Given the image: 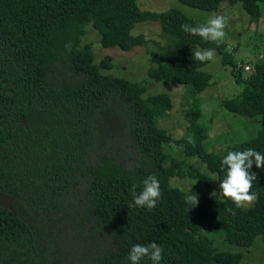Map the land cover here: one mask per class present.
Returning <instances> with one entry per match:
<instances>
[{"label": "trees", "instance_id": "16d2710c", "mask_svg": "<svg viewBox=\"0 0 264 264\" xmlns=\"http://www.w3.org/2000/svg\"><path fill=\"white\" fill-rule=\"evenodd\" d=\"M176 1L205 11L239 2L250 23L260 20L264 3ZM141 22H157L165 40L148 52L152 80L202 92L212 74L203 68L208 61L194 60L192 51L214 49L241 85L221 104L244 116L260 115L256 135L226 151L209 150V127L200 122L197 102L184 112L187 136L171 137L158 126L172 105L168 94L145 95L143 83L105 72L110 61L96 62L91 45L82 44L90 24L103 48L144 46L142 34L130 33ZM184 23L200 25L174 9L141 11L136 0H0V193L15 198L12 210L0 207V264H131L132 246L152 242L163 248L160 264H259L219 250L204 235L221 232L238 246L260 236L264 244V168L253 164L250 170L257 176L250 207L212 196L225 178L221 161L228 151L253 148L264 155V57L245 65L250 70L243 76L222 42L186 33ZM168 144L198 157L210 174L169 157ZM152 174L161 199L152 210L135 206L133 184L139 193ZM172 177L197 181L190 188L197 206L185 203L188 191L169 185ZM139 264L153 262L145 257Z\"/></svg>", "mask_w": 264, "mask_h": 264}, {"label": "rangeland", "instance_id": "374dc122", "mask_svg": "<svg viewBox=\"0 0 264 264\" xmlns=\"http://www.w3.org/2000/svg\"><path fill=\"white\" fill-rule=\"evenodd\" d=\"M136 4L141 11L153 13L174 9L198 24L206 23L213 15L222 14L228 17V26L225 29L226 36L223 38L222 44L231 49L235 62L243 67L241 69L243 76H246L250 70V68L245 69V65L252 66V63L260 59L259 57H264V3L260 4L262 11L260 20L253 23H250L249 16L242 10L239 2L233 6L222 3L219 9L214 11L188 7L176 0H136ZM130 33L133 36L142 34L146 40L144 46L135 47L130 51L103 48L99 33L93 30L90 24L84 28L82 44L91 45L96 62H100L104 58L110 61L111 67L103 69L105 72L143 83L146 89L145 95L156 92L168 94L172 105L167 115L159 119L158 126L164 128L171 137L187 136L189 132L187 122L184 119V112L189 106H193L197 102L203 114L200 122H206L209 127V138L205 141L209 150L226 151L235 143H240L256 135L261 125L260 115L244 116L227 110L221 104L223 99L236 96L241 90V85L236 84L231 66L223 65L222 56L219 52L215 51L214 60L208 61L203 67L212 74L210 85L202 92L193 93L184 85L167 81H154L147 75V68L150 65L148 52L156 50L158 45L165 42L157 22L137 23ZM197 48L199 47H196L195 50ZM194 97L196 98L193 99ZM164 149L172 159H183L185 163L194 164L199 169L208 172L205 163L198 157H185L177 146L168 144L164 146ZM211 176L214 183L216 175L211 174ZM196 182L195 179L189 177L183 179L172 177L169 180V185L188 191L194 187ZM214 192L216 195H213ZM212 196L221 198L219 192L215 190L212 191ZM207 233L208 235L204 236L213 239L219 250L239 252L242 261L264 264V244L260 236H257L250 246H238L228 243L221 232L210 233L207 231Z\"/></svg>", "mask_w": 264, "mask_h": 264}, {"label": "clouds", "instance_id": "9594fccd", "mask_svg": "<svg viewBox=\"0 0 264 264\" xmlns=\"http://www.w3.org/2000/svg\"><path fill=\"white\" fill-rule=\"evenodd\" d=\"M228 26V17L225 15H213L206 23L193 26L188 23L181 25V30L191 35H198L205 42H213L219 45L226 36L225 29ZM225 51L230 52V48ZM194 60L204 63L212 61L215 58L214 49H200L192 51ZM189 143H195L194 137L189 136ZM255 164L257 168H264V155L253 148H247L243 151H228L221 161L222 169H226V175L219 183V196L230 199L236 208H248L257 199L256 193L251 192L253 182L257 179L251 168ZM143 188L137 193V185L132 186L133 204L139 207H146L152 210L161 199L162 193L160 182L155 174L149 175L143 180ZM213 195H216L214 192ZM186 204L193 207L198 205V195L193 194L189 189L184 196ZM232 215L235 211L227 209ZM163 248L157 243L152 242L148 245L135 244L132 246L129 254L131 264H139L141 259L148 257L153 264H160L163 256Z\"/></svg>", "mask_w": 264, "mask_h": 264}, {"label": "water", "instance_id": "95a60500", "mask_svg": "<svg viewBox=\"0 0 264 264\" xmlns=\"http://www.w3.org/2000/svg\"><path fill=\"white\" fill-rule=\"evenodd\" d=\"M15 198L9 194L0 193V207L12 210Z\"/></svg>", "mask_w": 264, "mask_h": 264}, {"label": "built area", "instance_id": "2783aa9c", "mask_svg": "<svg viewBox=\"0 0 264 264\" xmlns=\"http://www.w3.org/2000/svg\"><path fill=\"white\" fill-rule=\"evenodd\" d=\"M244 68H245V69H249L250 67H249V66H245Z\"/></svg>", "mask_w": 264, "mask_h": 264}, {"label": "flooded vegetation", "instance_id": "af4514ba", "mask_svg": "<svg viewBox=\"0 0 264 264\" xmlns=\"http://www.w3.org/2000/svg\"><path fill=\"white\" fill-rule=\"evenodd\" d=\"M2 208V207H1ZM12 209H13V207H12Z\"/></svg>", "mask_w": 264, "mask_h": 264}]
</instances>
